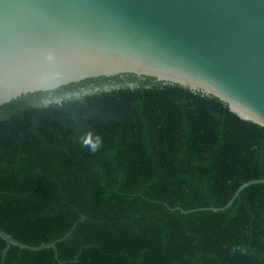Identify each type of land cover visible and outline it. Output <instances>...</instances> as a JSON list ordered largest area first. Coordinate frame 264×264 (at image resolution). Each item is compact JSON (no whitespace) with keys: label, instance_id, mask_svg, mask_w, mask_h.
<instances>
[{"label":"trees","instance_id":"obj_1","mask_svg":"<svg viewBox=\"0 0 264 264\" xmlns=\"http://www.w3.org/2000/svg\"><path fill=\"white\" fill-rule=\"evenodd\" d=\"M260 179L264 126L212 96L133 75L22 96L0 108V230L71 234L3 264H264V183L171 209Z\"/></svg>","mask_w":264,"mask_h":264},{"label":"water","instance_id":"obj_2","mask_svg":"<svg viewBox=\"0 0 264 264\" xmlns=\"http://www.w3.org/2000/svg\"><path fill=\"white\" fill-rule=\"evenodd\" d=\"M127 75L212 96L264 126V0H0V108L29 94ZM258 183L264 179L242 184L221 208L171 209L223 211ZM70 234L33 246L0 230L1 264L10 246L51 248L57 257L56 243Z\"/></svg>","mask_w":264,"mask_h":264},{"label":"flooded vegetation","instance_id":"obj_3","mask_svg":"<svg viewBox=\"0 0 264 264\" xmlns=\"http://www.w3.org/2000/svg\"><path fill=\"white\" fill-rule=\"evenodd\" d=\"M83 91H85L84 89H80V92H83Z\"/></svg>","mask_w":264,"mask_h":264}]
</instances>
